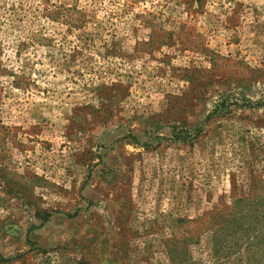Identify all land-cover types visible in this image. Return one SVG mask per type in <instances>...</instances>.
<instances>
[{
	"label": "rangeland",
	"instance_id": "1",
	"mask_svg": "<svg viewBox=\"0 0 264 264\" xmlns=\"http://www.w3.org/2000/svg\"><path fill=\"white\" fill-rule=\"evenodd\" d=\"M0 264H264V0H0Z\"/></svg>",
	"mask_w": 264,
	"mask_h": 264
},
{
	"label": "trees",
	"instance_id": "2",
	"mask_svg": "<svg viewBox=\"0 0 264 264\" xmlns=\"http://www.w3.org/2000/svg\"><path fill=\"white\" fill-rule=\"evenodd\" d=\"M244 231H245V232H247V230H246V229H245ZM222 235H223V233H222V234H219V232H217V231H216V232L213 234V236H212V237H213V238H215V237H216V240H218V238H219L220 236H222ZM249 238H250V237H248V239H249Z\"/></svg>",
	"mask_w": 264,
	"mask_h": 264
}]
</instances>
